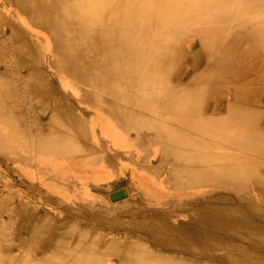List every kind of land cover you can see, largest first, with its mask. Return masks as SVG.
<instances>
[{
  "label": "bare ground",
  "instance_id": "bare-ground-1",
  "mask_svg": "<svg viewBox=\"0 0 264 264\" xmlns=\"http://www.w3.org/2000/svg\"><path fill=\"white\" fill-rule=\"evenodd\" d=\"M0 264H264V0H0Z\"/></svg>",
  "mask_w": 264,
  "mask_h": 264
},
{
  "label": "rangeland",
  "instance_id": "rangeland-1",
  "mask_svg": "<svg viewBox=\"0 0 264 264\" xmlns=\"http://www.w3.org/2000/svg\"><path fill=\"white\" fill-rule=\"evenodd\" d=\"M102 129H105V128H102Z\"/></svg>",
  "mask_w": 264,
  "mask_h": 264
}]
</instances>
